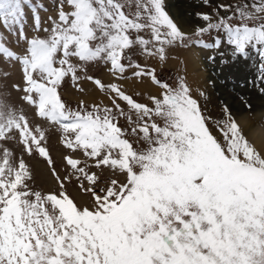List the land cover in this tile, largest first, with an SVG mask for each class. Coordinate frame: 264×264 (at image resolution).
<instances>
[{"label": "snow or ice", "instance_id": "snow-or-ice-1", "mask_svg": "<svg viewBox=\"0 0 264 264\" xmlns=\"http://www.w3.org/2000/svg\"><path fill=\"white\" fill-rule=\"evenodd\" d=\"M196 7L0 0V264H264V139L179 70L251 50L264 94V0Z\"/></svg>", "mask_w": 264, "mask_h": 264}, {"label": "rangeland", "instance_id": "rangeland-1", "mask_svg": "<svg viewBox=\"0 0 264 264\" xmlns=\"http://www.w3.org/2000/svg\"><path fill=\"white\" fill-rule=\"evenodd\" d=\"M43 2L48 6V0H43ZM167 2L170 6V12L174 15H176L174 11L176 8L179 10L188 9L191 12L200 10L196 7L199 0H167ZM224 2H234V0H224ZM191 12L179 11L178 13H183V16L188 18L187 21H190L191 18L187 13ZM41 15L43 16L44 13H41ZM212 54L214 53L200 49H194L190 53L183 54L181 59L185 60V63L179 65L180 73L186 75L188 83L193 88L199 87L208 94L210 102L207 107L213 114H218L221 101H226L232 107L235 115L238 109L234 103H238L239 108L247 114L248 121H253L258 126L264 120V94L260 92L262 82L259 79L258 65L260 61L258 55L250 50L249 59L243 60L241 58L239 62L233 63L230 61L226 65H221L220 58L217 56L216 64L212 65L206 59L208 55ZM105 79L107 80L108 78L106 77ZM209 80L214 83H208ZM85 87L90 88L91 85H86ZM126 87L129 88L130 92L139 90L131 82ZM69 94L73 98L76 96L75 90L70 86H66L64 98L68 99ZM105 102L107 103V101ZM254 103L259 104V107H261L255 113L252 107ZM246 104L251 105V108H247ZM261 129L264 131V128ZM52 143V155L59 161L61 149L56 146L55 137H53ZM42 167V165H38V168L42 169ZM76 192L77 189L75 187H69L70 194L75 196Z\"/></svg>", "mask_w": 264, "mask_h": 264}, {"label": "bare ground", "instance_id": "bare-ground-1", "mask_svg": "<svg viewBox=\"0 0 264 264\" xmlns=\"http://www.w3.org/2000/svg\"><path fill=\"white\" fill-rule=\"evenodd\" d=\"M175 7V6H173ZM184 8H187V7H184ZM175 11V14H179L181 16H183V13H178L179 11L181 12H191L189 11L188 9L186 10H179L178 8L174 9ZM183 19L184 20H188V18H186L185 16H183ZM234 105L237 107V112L235 110V115H236V119L238 120V122H240L245 128L246 130L252 126V125H256L253 121H248V117H247V114H245V111L240 109L239 107V104L238 103H234ZM260 105L259 104H253L252 107H253V112L255 113L256 111H259L261 109V107H259ZM259 113V112H258ZM255 136L256 138L258 139H264V131L260 128V127H256L255 129V132L254 133H250V138L252 136Z\"/></svg>", "mask_w": 264, "mask_h": 264}]
</instances>
